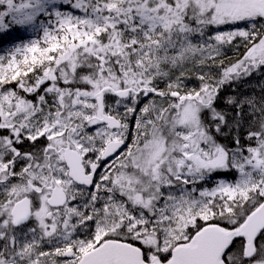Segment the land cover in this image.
Segmentation results:
<instances>
[{
	"label": "snow or ice",
	"instance_id": "snow-or-ice-1",
	"mask_svg": "<svg viewBox=\"0 0 264 264\" xmlns=\"http://www.w3.org/2000/svg\"><path fill=\"white\" fill-rule=\"evenodd\" d=\"M0 264H264V0H0Z\"/></svg>",
	"mask_w": 264,
	"mask_h": 264
},
{
	"label": "trees",
	"instance_id": "trees-1",
	"mask_svg": "<svg viewBox=\"0 0 264 264\" xmlns=\"http://www.w3.org/2000/svg\"><path fill=\"white\" fill-rule=\"evenodd\" d=\"M17 38L27 40L29 38H32V35L27 32H20V33L14 34L11 37L5 38L3 41H0V50L5 48L8 44H10L14 39H17Z\"/></svg>",
	"mask_w": 264,
	"mask_h": 264
}]
</instances>
